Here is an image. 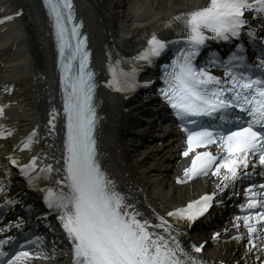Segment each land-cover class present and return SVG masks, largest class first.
Segmentation results:
<instances>
[{
    "label": "snow or ice",
    "instance_id": "1",
    "mask_svg": "<svg viewBox=\"0 0 264 264\" xmlns=\"http://www.w3.org/2000/svg\"><path fill=\"white\" fill-rule=\"evenodd\" d=\"M45 5L52 18L60 53L66 133L62 168L54 169L48 164L39 174L63 172L62 179L57 181L58 188L42 191L48 207L59 212L57 218L72 246L73 264H205L202 258L182 246L165 217L157 216L158 224L143 219V214L127 202V197L117 190L101 168L94 138V73L88 70L86 37L79 34L82 25L74 22L71 0H45ZM246 13L255 19L264 18V0H209L205 7L181 14L186 17L187 34L177 43H182L183 47L169 64L162 66L163 86L159 94L174 110L187 133L188 149L184 155L194 146L217 147L215 154L196 152L191 168L184 170L185 176L211 172L221 179L222 185H217L221 192L229 185L234 191L237 182H243L254 172L264 177V44L260 46L256 63L248 61L242 43L235 45L227 59L213 54L202 66H197L195 61L208 40H238L246 28L255 44V29L250 27ZM11 18L4 17L5 20ZM166 23L171 25L172 20ZM169 43L173 42L161 40L153 33L146 46L129 61L133 67L127 72L123 68L117 72L110 59L113 80L109 85H122L121 91L135 89L142 63L152 64L164 54ZM74 59L79 60L78 68L72 64ZM121 63L123 61H116V64ZM214 67L222 68L224 76L214 75L210 70ZM149 83L151 81H146L145 86ZM2 115L3 106H0ZM7 134L10 133H0ZM35 135L33 130L25 138L23 148L31 147ZM36 160L33 157L28 164L21 165V172L27 175L35 169ZM11 162L15 164L16 160ZM249 168L253 173L247 171ZM221 169L225 170L223 174ZM33 180V176H28L29 184ZM3 190L0 186V191ZM260 192H264V184L259 191L254 184H249L245 189L246 202L240 205L241 211L248 214L236 216L233 225L239 229L242 220V226L247 229L246 236L240 233L233 237L247 239L246 255L264 251V223H260L264 222V199L260 198ZM216 195V192L206 194L185 207L169 211L167 216L193 221L208 210ZM255 209L259 211H253ZM155 229H162L163 233ZM218 236L214 233L213 239ZM6 243L14 248L17 242L13 237L0 240V264H29L33 254L23 249L34 241L25 240L18 245L20 250L15 251H4ZM202 247L192 245L195 253ZM257 259L264 264V258L258 255Z\"/></svg>",
    "mask_w": 264,
    "mask_h": 264
},
{
    "label": "bare ground",
    "instance_id": "2",
    "mask_svg": "<svg viewBox=\"0 0 264 264\" xmlns=\"http://www.w3.org/2000/svg\"><path fill=\"white\" fill-rule=\"evenodd\" d=\"M85 13L88 15L89 25L92 31H96L98 26L107 27L114 35L124 32L126 35L138 36V33L148 31L149 26L155 22L163 21L164 17L171 12L202 3L204 0H82ZM32 5L33 14L29 15V20L36 22L34 3ZM100 5V6H99ZM99 6V7H98ZM33 30V24L30 26ZM30 31H23L19 28L20 35ZM127 35V36H128ZM127 36L118 35L117 41L121 42ZM116 37V36H115ZM128 41V39L124 40ZM23 72H27L24 64H20ZM150 126L148 125L147 128ZM155 134V132H152ZM168 146L159 147L154 143L141 144L139 148L134 146L131 163L136 172L146 180L150 190L155 192L162 200L168 204L181 203L187 199L189 189H177L172 184V176L175 170H169L166 154L169 153ZM233 249L228 250L232 254ZM237 254V252H236ZM237 254L235 257H238Z\"/></svg>",
    "mask_w": 264,
    "mask_h": 264
}]
</instances>
